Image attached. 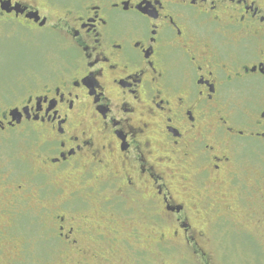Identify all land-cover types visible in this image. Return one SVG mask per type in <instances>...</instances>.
I'll return each instance as SVG.
<instances>
[{"label": "flooded vegetation", "instance_id": "obj_1", "mask_svg": "<svg viewBox=\"0 0 264 264\" xmlns=\"http://www.w3.org/2000/svg\"><path fill=\"white\" fill-rule=\"evenodd\" d=\"M18 27L49 31L62 53L4 91L0 257L23 248V227L29 245L45 249L52 233L62 253L95 261L179 249L205 259L207 223L254 237L264 0H0V33Z\"/></svg>", "mask_w": 264, "mask_h": 264}, {"label": "rangeland", "instance_id": "obj_2", "mask_svg": "<svg viewBox=\"0 0 264 264\" xmlns=\"http://www.w3.org/2000/svg\"><path fill=\"white\" fill-rule=\"evenodd\" d=\"M2 33L0 34L4 36H0V110L9 103L11 94L4 91L11 88L13 81L17 79L16 82L22 84L33 74L57 66L62 53L49 31L18 27ZM258 188L260 193L264 194L263 182L259 181ZM59 199L55 197V202L51 200L50 204L54 203L56 206ZM261 200L264 199L260 196L259 201ZM50 204V208L54 209L55 207ZM92 205L95 207L98 204L94 202ZM90 212H93L91 206ZM206 226L208 240L204 245L205 259L178 248L177 252L170 254L155 253V250L144 255H137L132 251L129 253L123 251L119 254L106 252L110 253L104 256L106 260L109 259L108 261L85 260L79 254L73 253L75 256H71L70 253H62L61 243L56 241L52 233L48 237L50 244L45 249L41 246L36 247L35 244L29 245L28 243L32 240L36 242L37 239L23 227L19 235V246L21 242L23 248L19 250L14 248V251L2 253L0 264H264V209L261 206L252 220L251 227L254 231L252 239L230 238L221 224L207 223Z\"/></svg>", "mask_w": 264, "mask_h": 264}, {"label": "snow or ice", "instance_id": "obj_3", "mask_svg": "<svg viewBox=\"0 0 264 264\" xmlns=\"http://www.w3.org/2000/svg\"><path fill=\"white\" fill-rule=\"evenodd\" d=\"M91 71L97 72L98 74L101 73V70L97 69L94 64L91 66ZM84 84L86 86V92L87 91H91L93 95H96L97 82H96L94 77L91 80L85 79L84 80ZM77 87H79V85H77ZM100 95L101 96L104 95L103 89L100 90ZM79 98H80L79 94H76V95L69 94L68 99H67V103L70 105V108H72V109L75 108L74 101L79 100ZM99 100H100V98L98 96L97 97V102H99ZM45 108H47V105H45ZM52 110H55L57 113H59V111H60L58 108H55V105L53 106V109H49L48 110L49 114H51ZM61 119L66 121L67 120V115H65ZM63 127H64L63 124H61V128H63ZM73 147H81L82 148L83 145H81L79 140H77V141L74 142Z\"/></svg>", "mask_w": 264, "mask_h": 264}]
</instances>
